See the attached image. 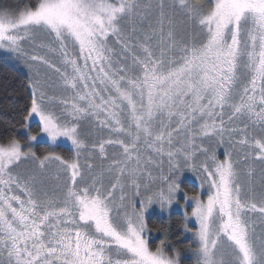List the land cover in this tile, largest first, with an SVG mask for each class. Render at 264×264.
<instances>
[{"label": "snow or ice", "instance_id": "1", "mask_svg": "<svg viewBox=\"0 0 264 264\" xmlns=\"http://www.w3.org/2000/svg\"><path fill=\"white\" fill-rule=\"evenodd\" d=\"M0 54L30 90L0 138V264H182L148 238L175 205L195 264H264V0H16Z\"/></svg>", "mask_w": 264, "mask_h": 264}, {"label": "trees", "instance_id": "2", "mask_svg": "<svg viewBox=\"0 0 264 264\" xmlns=\"http://www.w3.org/2000/svg\"><path fill=\"white\" fill-rule=\"evenodd\" d=\"M16 0H0V6L12 5ZM30 90L27 88V74L16 68L3 58H0V138H3L6 132L13 131L12 125H19L22 120L21 113L28 103ZM33 131L36 130L35 124L32 125ZM18 136L24 139V133H18ZM48 145L38 144L35 151L42 154L47 149ZM57 151L65 158L71 157V152L68 149L58 147ZM182 185L189 194L198 191L195 183L186 179L182 180ZM183 216L175 211L169 212L166 215H161L158 212H153L148 218L150 246L153 248L159 244L163 238L164 230L167 229L169 238L172 239L179 247L181 253H186L188 245L193 244L187 239L182 228ZM182 264H195L191 257L182 258Z\"/></svg>", "mask_w": 264, "mask_h": 264}, {"label": "rangeland", "instance_id": "3", "mask_svg": "<svg viewBox=\"0 0 264 264\" xmlns=\"http://www.w3.org/2000/svg\"><path fill=\"white\" fill-rule=\"evenodd\" d=\"M0 58L5 59L6 61H8V62L11 63L12 65H14L16 68H18L19 70H21V71H23L24 73L27 74L26 70H24L20 65L16 64L15 62H13V61H11V60H8L4 54H0ZM38 144H46V145H48V143H47L46 140H42V141H41L40 143H38ZM38 144H37V145H38ZM59 147H61V148H65V149H68V150L71 152V157H72V150H71V145H70V143H67V142H63V141H61ZM220 154H221V157H222L223 149L220 150ZM71 157H70V158H71ZM81 162L83 163V159L81 160ZM97 163H98V161H97ZM184 179H186V180H188V181H190V182H192V183H195V186L198 188L199 182L196 181V180H195V177L192 176L190 173H187V172H186V173L184 174V177L182 178V180H184ZM198 190H199V189H198ZM181 202L183 203V201H181ZM172 211L178 212V213H180V214L183 216V210H182L178 205L173 206V208L170 210V212H172ZM189 211H190V209H189ZM153 212H158V213L161 214V215H166V214H168V213H162V212H160V210H159L157 207H153V208L149 211V213H148V218L151 216V214H152ZM182 230H183V229H182ZM183 233H184V232H183ZM184 235L186 236L187 239L191 240L192 243H194V240H193V238L191 237V234H189V233H184ZM148 238L150 239L149 234H148ZM187 257H191V258H193L194 261H195V257H194L190 252L182 253L181 259H182V258H187Z\"/></svg>", "mask_w": 264, "mask_h": 264}]
</instances>
